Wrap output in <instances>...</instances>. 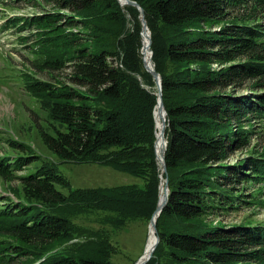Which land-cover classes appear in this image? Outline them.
Returning a JSON list of instances; mask_svg holds the SVG:
<instances>
[{
  "label": "trees",
  "instance_id": "16d2710c",
  "mask_svg": "<svg viewBox=\"0 0 264 264\" xmlns=\"http://www.w3.org/2000/svg\"><path fill=\"white\" fill-rule=\"evenodd\" d=\"M133 1L150 32L166 112L169 192L145 264H264V225L210 219L247 202L239 186L264 183V155L226 160L247 146L256 124L264 127V25L256 20L264 0ZM21 3L34 14L6 29L32 32L30 48L43 58L33 66L49 78L29 76L25 89L54 121V134L42 133L47 147L62 161L105 165L143 183L64 194L57 187L68 182L53 167L0 157L4 180L25 170L19 191L0 196V264H111L107 234L75 219L98 215L115 230L147 223L157 205V96L140 55L139 12L117 0H0Z\"/></svg>",
  "mask_w": 264,
  "mask_h": 264
},
{
  "label": "rangeland",
  "instance_id": "374dc122",
  "mask_svg": "<svg viewBox=\"0 0 264 264\" xmlns=\"http://www.w3.org/2000/svg\"><path fill=\"white\" fill-rule=\"evenodd\" d=\"M33 10L24 3L7 8L0 5V157L11 159L19 154L23 157L31 156L34 158L30 161V168L53 167L56 173L68 182V187H57L64 194H67L68 190L79 188L141 185L143 183L141 178L119 172L105 165L62 161L43 141L42 133L54 134L51 125L54 121L48 117L40 101L25 89L29 76L32 78L34 75L38 79L49 78L47 74L38 72L33 66L34 63H40L43 58L37 53V49L31 50L30 48L34 42L32 32L18 33L12 27L6 29L10 24L8 20L30 17L34 14ZM256 20L257 23L264 25V14L258 13ZM216 29L218 28H212V30ZM113 62L115 65L118 63L116 60ZM67 74L68 70L59 74L60 79L67 81ZM153 88L156 90L155 87ZM245 128L247 129L246 126ZM13 141L25 145V149L20 150L11 146ZM251 155H264V127H259L257 124L254 133L248 139L247 146L231 153L226 160L233 164ZM24 172L25 170L16 171L10 176L11 181L0 177V196L11 197L13 191L18 192L17 177L22 176ZM239 189L242 195L241 200L247 202L244 204L238 202L237 210L220 212L211 217L212 223L220 220L224 226L228 227L247 224L264 225V183H244L239 186ZM75 222L83 224L91 232L96 231V235H102V231L107 234L114 246L109 259L111 264H134L144 250L148 233V222L144 220H132L115 230L103 224L98 215L89 214L86 218L85 216L76 218ZM88 233L90 232L86 234Z\"/></svg>",
  "mask_w": 264,
  "mask_h": 264
},
{
  "label": "bare ground",
  "instance_id": "6f19581e",
  "mask_svg": "<svg viewBox=\"0 0 264 264\" xmlns=\"http://www.w3.org/2000/svg\"><path fill=\"white\" fill-rule=\"evenodd\" d=\"M117 2L119 3V5L124 8L126 5L125 0H117ZM142 40H141V56L143 58V63L144 66L148 69L152 68V61L150 59V52L148 49V30H144L142 33ZM156 88V86H155ZM157 92V90H156ZM153 117H154V123H155V154H156V160H157V165L159 167V171L161 169L162 166V154H163V150L165 147V138L164 136H162L161 132L163 129V120L165 118L164 112L162 109H160L158 107V105L155 106L154 111H153ZM164 135V134H163ZM161 174V173H160ZM165 184H164V179L162 178V174H161V179H160V183H159V188H158V203L160 204L164 198L165 195ZM157 218V215H155L153 217V221H155ZM151 227H149L148 229V233H147V238H146V242H145V246H144V255L143 257L136 262L135 264H141L146 258L147 256L151 253V250L154 247V244L156 242V235H155V231L154 228L152 227V224H150ZM143 253V252H142Z\"/></svg>",
  "mask_w": 264,
  "mask_h": 264
},
{
  "label": "water",
  "instance_id": "95a60500",
  "mask_svg": "<svg viewBox=\"0 0 264 264\" xmlns=\"http://www.w3.org/2000/svg\"><path fill=\"white\" fill-rule=\"evenodd\" d=\"M126 2V5L127 6H131V7H134L138 10L139 12V20H140V24H141V29H140V36L142 37V33L144 30H148L147 28V25H146V21L144 19V13H143V10L142 8L138 5L137 2L133 1V0H125ZM150 43H151V38H150V32L148 30V49H149V52H150V59H151V55H152V52L150 50ZM143 58H142V63H143ZM143 67L145 68V70L151 74L152 78L154 79L155 81V86H156V96H157V103L156 105H158V107L160 109L163 110L164 112V115H165V118L163 120V129H162V136L164 134V130H165V126H166V112H165V109H164V106H163V102H162V93H161V78H160V75L154 70V67H153V63H152V68L151 69H148L144 66V63H143ZM155 105V106H156ZM165 142V147H164V150H163V154H162V166H161V169H160V173L162 175H164V184H165V195H164V198L162 200V202L159 204L158 203V200H157V205L148 221V227H147V232H148V229L150 226V224H152V227L154 228V231L156 233V221H153V217L155 215H159V213L161 212V210L163 209V207L166 205L167 203V197H168V192H169V188H168V180H167V172H166V166H165V162H164V153H165V149H166V140H164ZM153 148H154V152H155V140H154V143H153ZM155 159H156V156H155ZM157 162V160H156ZM159 168V167H158ZM161 174H159V178L161 179ZM157 219V218H156ZM158 240H159V237L156 235V242L154 244V247L153 249L151 250V253L147 256V258L141 263V264H145L149 259L150 257L152 256V253L158 243ZM145 246V245H144ZM144 255V250H143V253L138 257V259L134 262V264L136 262H138Z\"/></svg>",
  "mask_w": 264,
  "mask_h": 264
}]
</instances>
